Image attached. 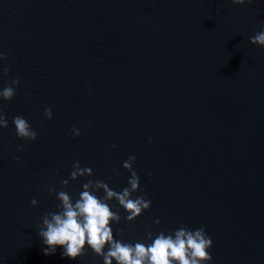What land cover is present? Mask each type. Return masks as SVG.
I'll use <instances>...</instances> for the list:
<instances>
[{"label":"water","instance_id":"1","mask_svg":"<svg viewBox=\"0 0 264 264\" xmlns=\"http://www.w3.org/2000/svg\"><path fill=\"white\" fill-rule=\"evenodd\" d=\"M261 30L264 0H0V89L20 80L0 101V264H103L88 248L76 261L44 254L42 216L59 203L47 188L79 161L93 176L70 182L73 200L87 179L120 192L130 156L151 208L128 223L111 201L115 240L203 226L211 264H264ZM15 116L36 141L13 135Z\"/></svg>","mask_w":264,"mask_h":264},{"label":"clouds","instance_id":"2","mask_svg":"<svg viewBox=\"0 0 264 264\" xmlns=\"http://www.w3.org/2000/svg\"><path fill=\"white\" fill-rule=\"evenodd\" d=\"M252 0H231L233 5H244ZM250 43L264 48V30L250 37ZM7 55L0 52V62H6ZM10 69L0 63V72L4 76ZM20 84L19 78L12 79L7 86L0 89V101L11 102L16 89ZM45 120H52L51 107L44 110ZM13 135L26 142H34L37 132L33 130L28 121L22 116L13 117ZM9 127L6 114L0 111V130ZM81 135L78 128L71 129L72 138ZM115 147V145L113 146ZM23 145L18 146L17 151H22ZM135 156H130L122 163V167L130 176L127 187L117 192L100 180L87 179L82 185V191L77 199L73 200L67 191L70 182L78 178L92 177L93 172L88 167H81L79 161H74L69 178L60 182V190L49 185L47 191L50 196L58 200L56 211H49L42 216V227L38 234L46 246L44 254L54 255L57 248L62 249V256L71 261H76L86 254V248L101 257L103 264H211L213 257L209 253L212 248V240L207 235L203 226L189 229L187 226L165 233L160 231L153 237L151 225L147 226L146 239L151 241L147 245L142 242L125 243L122 239L115 240L111 225L119 224L121 216L110 207V202L115 200L120 208L126 212V221L135 222L144 212L150 210L151 200L146 196H136L140 190V178L134 170ZM113 172H117L113 169ZM103 191L102 198L96 195ZM33 207L37 201H31ZM155 224L159 226L160 221ZM122 235V233H121ZM107 247V252L105 248Z\"/></svg>","mask_w":264,"mask_h":264}]
</instances>
